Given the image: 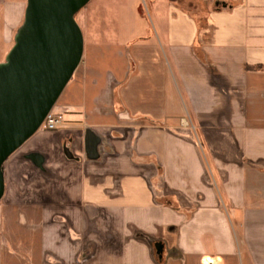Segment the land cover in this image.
Returning a JSON list of instances; mask_svg holds the SVG:
<instances>
[{
	"label": "crops",
	"instance_id": "crops-1",
	"mask_svg": "<svg viewBox=\"0 0 264 264\" xmlns=\"http://www.w3.org/2000/svg\"><path fill=\"white\" fill-rule=\"evenodd\" d=\"M147 2V37L138 3L100 15L65 126L4 164L0 264H264V0Z\"/></svg>",
	"mask_w": 264,
	"mask_h": 264
},
{
	"label": "water",
	"instance_id": "water-1",
	"mask_svg": "<svg viewBox=\"0 0 264 264\" xmlns=\"http://www.w3.org/2000/svg\"><path fill=\"white\" fill-rule=\"evenodd\" d=\"M90 0H27L22 27L0 63V201L4 164L41 128L84 54L76 14Z\"/></svg>",
	"mask_w": 264,
	"mask_h": 264
},
{
	"label": "rangeland",
	"instance_id": "rangeland-1",
	"mask_svg": "<svg viewBox=\"0 0 264 264\" xmlns=\"http://www.w3.org/2000/svg\"><path fill=\"white\" fill-rule=\"evenodd\" d=\"M135 3H138L140 6L142 20L146 23L141 30V36L147 37L152 32H154V27L149 16L150 5H148L147 0H90V2L76 14L75 20L80 26L84 36L88 30L95 31L97 35L100 27L99 21L101 14H106L109 17L112 15L115 18L117 17L118 19L126 22L128 20V17H126V9ZM106 10H108L107 13ZM105 30L110 33L108 35L110 38V36L115 37L116 35L114 32L118 33L120 29L110 27ZM16 34L17 31L15 30L13 35L9 37V43H6L4 40L2 27L0 26V63L5 62L9 52L14 46Z\"/></svg>",
	"mask_w": 264,
	"mask_h": 264
},
{
	"label": "built area",
	"instance_id": "built-area-1",
	"mask_svg": "<svg viewBox=\"0 0 264 264\" xmlns=\"http://www.w3.org/2000/svg\"><path fill=\"white\" fill-rule=\"evenodd\" d=\"M65 126V119L62 115L56 114L53 111L48 114L44 120L40 130L57 131Z\"/></svg>",
	"mask_w": 264,
	"mask_h": 264
}]
</instances>
